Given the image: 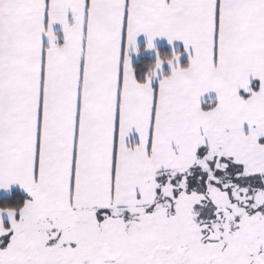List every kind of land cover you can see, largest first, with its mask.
I'll use <instances>...</instances> for the list:
<instances>
[{"label":"snow or ice","instance_id":"1","mask_svg":"<svg viewBox=\"0 0 264 264\" xmlns=\"http://www.w3.org/2000/svg\"><path fill=\"white\" fill-rule=\"evenodd\" d=\"M0 264H264V0H0Z\"/></svg>","mask_w":264,"mask_h":264},{"label":"crops","instance_id":"2","mask_svg":"<svg viewBox=\"0 0 264 264\" xmlns=\"http://www.w3.org/2000/svg\"><path fill=\"white\" fill-rule=\"evenodd\" d=\"M139 42L141 44V47L143 46V43H144V37L141 35V37L139 38ZM154 43L156 44V46H165L167 47V50L169 52H171V48L168 46L166 40L164 38H157ZM174 45L176 46L177 49H180L182 48V44L179 42V41H174L173 42ZM142 57H145V58H154V54L151 52V51H147V52H144L142 51L141 54H140V59Z\"/></svg>","mask_w":264,"mask_h":264},{"label":"trees","instance_id":"3","mask_svg":"<svg viewBox=\"0 0 264 264\" xmlns=\"http://www.w3.org/2000/svg\"><path fill=\"white\" fill-rule=\"evenodd\" d=\"M157 48L160 49L161 54H170V53H171V52H169V51L167 50V47H165V46H157ZM141 59H142V60H146V61H150V60H152L153 58H145V57H142Z\"/></svg>","mask_w":264,"mask_h":264}]
</instances>
